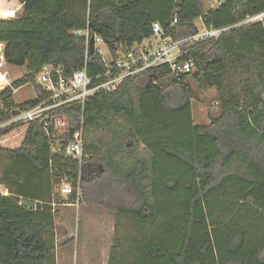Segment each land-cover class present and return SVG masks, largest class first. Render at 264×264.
Here are the masks:
<instances>
[{
    "label": "trees",
    "instance_id": "16d2710c",
    "mask_svg": "<svg viewBox=\"0 0 264 264\" xmlns=\"http://www.w3.org/2000/svg\"><path fill=\"white\" fill-rule=\"evenodd\" d=\"M17 6L14 18H0L2 57L25 68L11 86L32 85L36 97L15 103L11 88L1 89L0 124L46 97L36 82L45 64L66 75L104 70L72 31L88 28L111 50L149 38L153 22L176 40L197 32L196 19L226 30L188 46L184 59L194 67L179 78L166 66L151 68L61 109L70 131L83 121L80 165L63 149L51 151L38 122L0 128L7 192L0 193V264H56L59 207L78 202L115 214L107 264H264V19L243 23L264 12V0H222L215 8L204 0ZM192 84L215 92L216 115L207 123H194ZM63 181L74 190L66 200L55 192Z\"/></svg>",
    "mask_w": 264,
    "mask_h": 264
},
{
    "label": "built area",
    "instance_id": "2783aa9c",
    "mask_svg": "<svg viewBox=\"0 0 264 264\" xmlns=\"http://www.w3.org/2000/svg\"><path fill=\"white\" fill-rule=\"evenodd\" d=\"M204 1L208 7L215 8L222 0ZM263 19L264 12H261L248 16L243 23L259 22ZM225 30V28L214 29L201 26L196 33L176 40L165 34L158 22H153L151 36L146 38L148 41L144 39L124 49L118 45L111 50L99 36L92 34L88 28L72 31L75 36L84 37L86 54L90 48L92 53L100 55L104 70L94 76H88L84 66L66 75L63 67L52 63L45 64L40 69L36 82L46 93V97L30 108H16V113L1 123L0 128L12 124L38 122L42 126L43 135L49 142L51 151L56 152L58 148L63 149L67 156L80 165L84 158L83 121L80 119L77 126L70 131V120L67 114L60 112L61 109L76 104L83 106L86 99L94 94L113 92L127 78L151 68L166 66L169 69L168 75L179 78L180 75L189 72L194 67L192 59H184L188 46L206 39L217 38ZM100 45L105 47V53L101 51ZM0 77L1 89L10 87L12 95L17 92L18 88L12 87L5 75L0 74ZM32 89L36 97L33 86ZM67 133H69V138L65 141L62 137ZM58 187V193L61 196H68L74 191L65 181ZM75 194L79 197V189Z\"/></svg>",
    "mask_w": 264,
    "mask_h": 264
},
{
    "label": "rangeland",
    "instance_id": "374dc122",
    "mask_svg": "<svg viewBox=\"0 0 264 264\" xmlns=\"http://www.w3.org/2000/svg\"><path fill=\"white\" fill-rule=\"evenodd\" d=\"M206 7L208 5L206 4ZM0 9L5 11L10 16L5 17L14 18L18 14L19 6H17V0H0ZM1 18V17H0ZM196 26L201 28L202 24L200 19L194 21ZM145 41H148L145 39ZM3 44L0 43V48ZM100 49L105 53V47L100 45ZM25 72L24 67H17L5 64L2 55H0V74L5 75L6 79L11 83L13 80L19 78ZM1 79V78H0ZM193 89L196 93V98L192 101V114L195 124H203L209 121L211 116L216 115V104H215V92L212 89H201L196 85L192 84ZM1 89V88H0ZM34 92L32 86L29 84L19 87L16 93L13 94V100L15 103H22L25 101L32 100L34 98ZM3 165V159H0V175L1 166ZM58 184L55 186V192L58 193ZM0 193L7 194L6 189L3 185H0ZM59 195V194H58ZM60 198L66 200V197ZM60 219L56 222V231L58 237L63 236L68 241L61 244L60 240L58 247L61 245H69L67 250L66 263L64 264H80V258H84L83 247L84 241L93 244L96 247L100 243L106 250L111 247L114 238V213L108 212L100 206L86 205L83 203H75L72 206L59 207ZM63 221H62V220ZM65 220V221H64ZM63 238V239H64ZM97 248V247H96ZM95 248V252H97ZM90 254V253H89ZM86 255V257L89 256ZM57 262H58V258Z\"/></svg>",
    "mask_w": 264,
    "mask_h": 264
},
{
    "label": "crops",
    "instance_id": "0c3cea01",
    "mask_svg": "<svg viewBox=\"0 0 264 264\" xmlns=\"http://www.w3.org/2000/svg\"><path fill=\"white\" fill-rule=\"evenodd\" d=\"M69 206H72V205H67L65 207H69ZM111 213L113 214V212H111ZM59 219H60V214H59ZM63 238H64L63 236L58 237V232L56 231V254H55V257L58 258V262L56 259V264L66 263L67 250H68L69 245H66L67 244L66 243V244L58 247L60 240H64V241H61V244L66 242V240L67 241L69 240V239L65 240V238L64 239ZM94 245H97L96 246L97 248L93 247V244H91L90 242L87 243L86 241H84V247H83L84 258H82V257L80 258V260H79L80 264H107L108 263L110 247L108 250H106L100 243L94 244ZM95 248H96L97 252H95ZM88 254H89V256L86 257V255H88ZM76 264H78V261H76Z\"/></svg>",
    "mask_w": 264,
    "mask_h": 264
},
{
    "label": "water",
    "instance_id": "95a60500",
    "mask_svg": "<svg viewBox=\"0 0 264 264\" xmlns=\"http://www.w3.org/2000/svg\"><path fill=\"white\" fill-rule=\"evenodd\" d=\"M2 48H0V55H2ZM20 204L23 206V207H26L29 211H32L33 208H34V202L31 201V200H22L20 202Z\"/></svg>",
    "mask_w": 264,
    "mask_h": 264
},
{
    "label": "bare ground",
    "instance_id": "6f19581e",
    "mask_svg": "<svg viewBox=\"0 0 264 264\" xmlns=\"http://www.w3.org/2000/svg\"><path fill=\"white\" fill-rule=\"evenodd\" d=\"M8 16H10L9 14H7L5 11H3V10H1L0 9V17L1 18H5V17H8ZM1 78V77H0ZM1 80V79H0Z\"/></svg>",
    "mask_w": 264,
    "mask_h": 264
}]
</instances>
